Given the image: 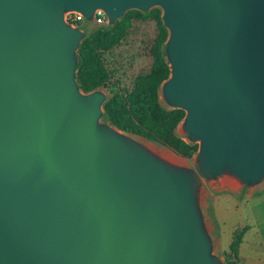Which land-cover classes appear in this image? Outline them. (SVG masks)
<instances>
[{"label": "water", "instance_id": "95a60500", "mask_svg": "<svg viewBox=\"0 0 264 264\" xmlns=\"http://www.w3.org/2000/svg\"><path fill=\"white\" fill-rule=\"evenodd\" d=\"M154 7L200 172L264 178V0H0V264H220L190 176L99 125L105 95L76 83L66 12Z\"/></svg>", "mask_w": 264, "mask_h": 264}, {"label": "rangeland", "instance_id": "374dc122", "mask_svg": "<svg viewBox=\"0 0 264 264\" xmlns=\"http://www.w3.org/2000/svg\"><path fill=\"white\" fill-rule=\"evenodd\" d=\"M158 9L161 8L154 7L147 12L130 10L117 20L125 17L130 19V28L126 37L109 50L94 52L95 61L101 63L109 73L107 87L86 93L79 87L76 79L80 93L84 96L95 92L105 95V101L101 108L102 116L98 121L99 125L114 130L147 152H150L147 147L151 146L166 151L179 161H183V165L178 170L188 174L195 186L194 200L201 226L211 241V254L217 258L220 264H264V178L255 184L241 183L234 186L235 184L230 182L234 176L230 171L217 176H203L198 163L201 142L193 141L188 136L185 119L178 126L176 134L187 143L199 146L198 151L190 159L183 158L171 149L155 142L122 131L113 123L110 115L106 114L104 105L114 94H120L127 101L128 114L135 123H139L136 117L138 111L145 115V119L150 118L148 108L134 105L131 97L138 90V81L152 74L156 57H164L168 61L166 53L168 39L163 44L159 43L160 31L155 13ZM115 23L108 22L98 25L92 18H86L76 29H79L84 35L82 43L98 30L111 29ZM162 23L164 25L163 11ZM78 50L76 52V74L79 65ZM141 98H147L146 92L141 93ZM140 102L148 103V101L142 100ZM160 104L166 110L178 109L172 107L165 98L164 85L161 88Z\"/></svg>", "mask_w": 264, "mask_h": 264}, {"label": "trees", "instance_id": "16d2710c", "mask_svg": "<svg viewBox=\"0 0 264 264\" xmlns=\"http://www.w3.org/2000/svg\"><path fill=\"white\" fill-rule=\"evenodd\" d=\"M155 13L160 31L159 43L163 44L167 41L169 33L162 23V10L158 9ZM129 28L130 19L125 17L117 21L111 29L98 30L81 43L76 79L84 92L91 93L98 88L107 87L109 73L101 63L95 61L94 54L118 45L126 37ZM171 74L170 63L164 57H156L152 74L138 81V90L131 100L134 105L148 108L149 119H145V115L138 111L136 117L139 123H135L128 114L127 101L120 94H114L104 105V109L122 131L138 135L190 159L199 146L187 143L176 134L178 126L186 118V112L183 109L166 110L160 104L161 88L170 79ZM143 91L146 92V99L141 98ZM139 99L148 103H141Z\"/></svg>", "mask_w": 264, "mask_h": 264}, {"label": "built area", "instance_id": "2783aa9c", "mask_svg": "<svg viewBox=\"0 0 264 264\" xmlns=\"http://www.w3.org/2000/svg\"><path fill=\"white\" fill-rule=\"evenodd\" d=\"M85 20V15L78 11H69L64 15L65 23L75 29L79 27ZM93 20L98 25H104L109 22L107 14L102 9H97L95 11Z\"/></svg>", "mask_w": 264, "mask_h": 264}, {"label": "bare ground", "instance_id": "6f19581e", "mask_svg": "<svg viewBox=\"0 0 264 264\" xmlns=\"http://www.w3.org/2000/svg\"><path fill=\"white\" fill-rule=\"evenodd\" d=\"M147 149L150 151L151 155H153L156 159H158L161 163L174 168L178 169L183 165V161H179L178 159L174 158L171 154L166 151L159 150L155 147L148 146ZM199 163V162H198ZM229 174V172H228ZM230 180L231 183L235 184L234 186H238L242 183V180L237 177L236 175L232 176Z\"/></svg>", "mask_w": 264, "mask_h": 264}]
</instances>
